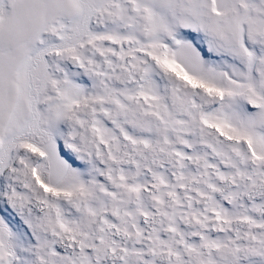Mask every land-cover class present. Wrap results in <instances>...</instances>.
<instances>
[{
  "label": "rangeland",
  "instance_id": "obj_1",
  "mask_svg": "<svg viewBox=\"0 0 264 264\" xmlns=\"http://www.w3.org/2000/svg\"><path fill=\"white\" fill-rule=\"evenodd\" d=\"M0 86V264H264V0H0Z\"/></svg>",
  "mask_w": 264,
  "mask_h": 264
},
{
  "label": "water",
  "instance_id": "obj_2",
  "mask_svg": "<svg viewBox=\"0 0 264 264\" xmlns=\"http://www.w3.org/2000/svg\"><path fill=\"white\" fill-rule=\"evenodd\" d=\"M47 152H48V156L50 157L51 163L55 166V168H56V166H59V164L62 165L63 158L60 155L61 152H58L56 149H47ZM54 173L57 175V173L55 171H54ZM53 176H54V174H53Z\"/></svg>",
  "mask_w": 264,
  "mask_h": 264
},
{
  "label": "bare ground",
  "instance_id": "obj_3",
  "mask_svg": "<svg viewBox=\"0 0 264 264\" xmlns=\"http://www.w3.org/2000/svg\"><path fill=\"white\" fill-rule=\"evenodd\" d=\"M60 4H61V3H60ZM61 8H62V7H61ZM5 55H6V54H5ZM11 61H12V60H11ZM13 62H14V61H13ZM13 62H12V63H13ZM14 64H15V62H14ZM7 66H8V65H7ZM4 82H5V81H4ZM5 83H6V82H5ZM6 85H7V84H6ZM6 85H4V83H3V88H4V86H6ZM3 88H1V86H0V96H1V97H4V96L6 97L7 95H6L5 93H6L7 91L4 93L3 90H2ZM9 88H10V87H9ZM6 89H8V85H7V88H6ZM12 91H13V90H12ZM13 93H14V92H13ZM13 96H14V94L11 96V98H12ZM15 96H16V95H15ZM15 96H14V97H15ZM6 98H7V97H6ZM11 98H10V99H11ZM10 109H11V108H10ZM4 130H5V129H4ZM5 131H7V128H6ZM1 132H3V130H2ZM3 133H4V132H3ZM0 134H1V133H0Z\"/></svg>",
  "mask_w": 264,
  "mask_h": 264
}]
</instances>
